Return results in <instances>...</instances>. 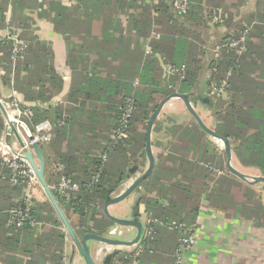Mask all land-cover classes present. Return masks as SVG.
Here are the masks:
<instances>
[{"label": "trees", "instance_id": "obj_1", "mask_svg": "<svg viewBox=\"0 0 264 264\" xmlns=\"http://www.w3.org/2000/svg\"><path fill=\"white\" fill-rule=\"evenodd\" d=\"M41 6L66 43V62L72 74L67 103L54 109L41 104L62 91L63 80L53 66L50 48L28 33L32 19L23 13ZM229 11L209 8L204 12L195 0H189L183 14L176 11L173 0H0V27L7 25L10 30L0 37L1 82L26 101L35 102L20 103L32 111L26 119L30 130L42 120L64 121L53 127L45 145L61 165L57 176L68 177L79 188L62 196L53 189L58 181L54 185L45 181L78 237L89 230L109 236L114 222L102 212L104 200L123 192L125 182L132 183L145 171L147 122L159 102L173 92L204 105L213 121L212 130L228 141L239 164L257 168L264 176V48L257 60L252 59L250 38L258 26L249 18L231 28ZM120 15L126 17L124 34ZM214 15L216 23L212 22ZM12 35L25 42L22 57L15 61ZM241 36L243 50L225 45L228 39ZM142 37L149 38L146 55L139 44ZM260 44L264 47V33ZM84 45L92 49L89 56L84 55ZM143 57L146 65L138 68ZM166 65L172 73H166ZM22 71L26 72L24 81ZM134 77L138 82L133 86ZM212 87L221 90L210 91ZM128 99L133 100V110L126 137L108 149ZM159 116L151 132L159 134L165 122L173 125L166 127L164 139L150 140V147L160 151L152 152V171L132 191L136 194L132 211L140 215L142 206L146 219L154 221L151 239L145 242L141 234L124 250H105L106 259L99 264H176L181 240L195 233L203 202L264 228L260 193L223 164L227 158L224 145L220 151L195 118L182 124L169 115ZM4 128L0 113V137ZM10 176L11 170L0 158V263L64 264L65 235L55 208L49 200L26 199V183H12ZM12 208L27 209L35 224H9ZM190 247L181 251V264Z\"/></svg>", "mask_w": 264, "mask_h": 264}, {"label": "crops", "instance_id": "obj_2", "mask_svg": "<svg viewBox=\"0 0 264 264\" xmlns=\"http://www.w3.org/2000/svg\"><path fill=\"white\" fill-rule=\"evenodd\" d=\"M195 3L200 4L204 8V12H206V10L209 8H220L224 11L226 9L230 10L229 12H231L233 18L231 28H234L236 24L245 23L247 19L252 18V24H254V26H258V28H256L255 32L253 33L254 36H251L250 38L252 43L251 57L252 59L257 60V54L263 52L262 48H264L260 44L262 34L264 33V11L260 8L263 7L261 6V4H264V0H195ZM69 4L70 2L67 1V5ZM40 8H43V6L33 9H26L23 11V13L31 17L32 19V21H28V24L30 25V27L28 28V33L36 37V39L43 42L46 46L50 48L53 66L56 72L62 77L63 80L62 91L59 94L53 95L50 98V101H48V103L41 104V107H52V109H54L59 105L62 106L67 103L65 95L67 94L72 74L66 62V43L62 39V36L53 28L52 22L48 19L49 16L43 15V12L40 10ZM39 13L41 15H39ZM5 14L7 18L11 16L9 11H7ZM120 19L121 26L124 27L121 34H124V24L126 17L124 15H120ZM16 30L17 32H20L21 29ZM9 31L10 30L7 25L0 27V37H5L9 34ZM149 34H153V32L150 31ZM148 41V37H142L141 41L139 42V44H141L142 46L141 48H143L141 50H143L144 55L149 53V48L147 45ZM129 47L132 48L133 45L131 44ZM83 48L84 55L89 56L90 54H92V49L90 47L84 45ZM144 58L146 57H143L141 63L139 64V66H137L138 68L141 66V64L146 65V59ZM88 65V70L92 72L91 63L89 62ZM1 73L2 71L0 70V76ZM25 76L26 72L22 71L21 78L23 81ZM131 82L134 86L138 82V78L134 77ZM32 89L36 90L38 89V86ZM14 93L16 92L12 89L10 85L2 84L0 77V99L2 102L10 101L11 99L16 98L19 100L20 103L23 104H35L34 101H26L21 94L16 93V95H14ZM172 99L180 100L179 102L177 101V103L175 102L174 108L176 111L172 112H182V106L185 107L184 102L178 97H173ZM36 103H39V101H37ZM4 123L5 128L0 137V158L2 142L8 144L13 151H17L22 148L18 140L12 133L6 135L5 131L7 129V124L5 120ZM15 128L19 135V138L21 139L23 144H25L26 130L23 126L19 125H16ZM151 133L153 132H150V140L152 139ZM25 146L31 152L34 161L36 163H39V156L34 150V148L31 146L29 147L27 145ZM40 146L39 151L44 159V179L52 181L51 184H53L58 181L59 176L57 175L58 172L61 170V165L57 162L58 160L55 153H53L48 146L43 145V148H40ZM151 151L155 152L154 147L151 148ZM230 153H232L231 150ZM235 160L238 163L239 168L244 172L242 174L248 176V174L246 173H250L252 174L251 177L261 176V173L257 168L242 166L241 164H239L236 158ZM147 167L148 161L145 168ZM127 182H125L124 185H126ZM248 182L250 183L251 188H253L257 192H259V190L257 189L260 188L259 193H264V185H259V183H252L250 181ZM24 195L26 199H34L39 202H44L48 200L39 181H35L27 185L24 189ZM17 198L18 196H15L14 200H16ZM262 201L264 204V197H262ZM115 204L116 203L109 204L107 207V211L110 215L119 217L123 215L122 210L119 206L116 207L117 204ZM204 205H206L205 202L201 204V206L199 207V211L196 215L195 242L192 247H190L189 251L186 253L183 264H261L264 258V228L255 227L251 221L247 220L245 217L239 214L227 215L221 210L215 209L213 207L209 208ZM111 229L114 231L115 228L112 227ZM132 238L124 240H130ZM88 245L90 247L92 256L98 259V261L96 260L97 264L101 263L103 260L106 259L105 250H107L109 245L97 241H89ZM74 248L75 245L71 238L68 237V235H65L64 264H85L80 254H76L73 251ZM118 248L121 249L125 247L116 246L114 247V249H109L108 251L115 249L117 250Z\"/></svg>", "mask_w": 264, "mask_h": 264}, {"label": "built area", "instance_id": "obj_3", "mask_svg": "<svg viewBox=\"0 0 264 264\" xmlns=\"http://www.w3.org/2000/svg\"><path fill=\"white\" fill-rule=\"evenodd\" d=\"M189 5V0H173V6L179 13L183 14L187 11ZM218 21L217 15L213 16L212 22L216 23ZM12 39V60L15 61L17 59H20L23 55V51L25 48V42L18 39L16 35L11 36ZM243 40L244 37L241 36L238 40L234 39H228V42L225 43L226 46L230 48H238V51H241L244 49L243 46ZM165 70L167 74L172 73V68L170 65L165 66ZM224 84V81H223ZM222 88V86H221ZM213 87V91L221 90ZM16 95V93H14ZM1 100V99H0ZM2 102V101H1ZM4 105L5 110L7 111L8 115L11 117L13 122L19 126L26 127V140L25 145L33 147V144H47L50 142L52 137V131L54 126H61L64 124L63 120H57L55 123L50 122L49 120H42L36 124L33 125V129L30 130L27 126L26 119H30L32 116V111L30 107L28 106H21L18 99L13 98L10 101L2 102ZM133 110V100L128 99L126 102V105L122 109L120 120H119V126L115 129L113 135L111 136V143L108 146V149L112 146V144L119 139L126 137V126L128 123V118L130 117ZM7 124V123H6ZM8 129V128H7ZM7 129L5 131L6 135H9L11 133L7 132ZM220 140V139H219ZM221 141V140H220ZM222 142V141H221ZM223 144V142H222ZM1 160L5 166H7L11 170V182L12 183H19L23 182L27 184H30V182H38L37 176L31 167L28 160L24 157L23 154V148H20V150L13 151L12 148L2 142L1 143ZM26 147V146H25ZM27 148V147H26ZM106 157V153H104L101 158L104 160ZM211 168V167H210ZM213 171V169L211 168ZM217 173L219 172V169H217ZM79 186L71 181L68 177L61 176L57 182V184L53 187L55 192L58 195H65L68 191H75L78 190ZM154 221L151 219H146V226L142 229V236L145 239V242H147L149 239H151V224ZM9 224L15 225L16 227H21L25 223L34 225L35 222L33 221L30 212L27 209H20V208H12L10 210V218L8 221ZM172 225H175L172 223ZM180 224L178 225V227ZM195 233L187 235L181 240V245L178 248L179 254L177 255L176 264H181V251L186 247L192 246L195 242ZM145 247V245H143ZM141 247V246H140ZM185 248V249H186Z\"/></svg>", "mask_w": 264, "mask_h": 264}, {"label": "water", "instance_id": "obj_4", "mask_svg": "<svg viewBox=\"0 0 264 264\" xmlns=\"http://www.w3.org/2000/svg\"><path fill=\"white\" fill-rule=\"evenodd\" d=\"M172 97L180 98L184 102V104L186 105L188 111H190L191 115L195 118V120L204 129H206V131H208L212 137L220 139L223 142V145H224L225 150L227 152V159H226L227 168L230 169L236 175L243 177V175L241 173H239L237 170H235L229 164V159L231 157V153H230L228 141L226 139L223 140L222 138H220L217 134H215V132L212 129H209L208 127H206L202 123V121L199 119V117L193 111V109L190 105L191 102L189 101L187 94H183V93H179V92L171 93L170 95H168L167 97H165L163 100H161L159 102L157 108L152 113L151 117L149 118V120L147 122L145 151H146V155L148 158V167L145 169V171L142 174H140L138 177H136L133 180V182L130 183V185L123 190V192H121L120 194H118L114 197L107 196L106 199L104 200V204H103L104 205L103 206L104 212L106 213V215L111 220H113L114 223H116L120 226L133 227L136 229L135 236L130 240H124V239L104 236V235H102V233L100 231H94V230H89V231L85 232L80 238L75 234V232L73 231V229L69 225V223H68L61 207L59 206L55 196L53 195L50 187L48 186V184L46 183V181L44 179V175H43V173H44V159H43V156L41 155V153L39 151V146L37 144H33V148L39 156V163H36L32 157L31 152L24 146L23 142L19 138V135L16 131L15 124H14L13 120L8 115L7 111L5 110L3 104L0 100V113H1L2 117L4 118L5 122L7 123V128H8L7 132L12 133L16 137V139L18 140L20 146L23 148L24 157L28 160L31 167L33 168V170L37 176V179H38L40 185L42 186V188L45 192V195L47 196V199L51 202V204L55 208V211H56L57 215L59 216V219L61 220L63 226L65 227L69 237L73 241L78 253L82 257L85 264H97L95 262V260L93 259V256L91 254V250H90V247L88 245L89 241H97V242L105 243L107 245H112V246H120V245L130 246L132 244H135L139 240L140 235L142 233V224L139 220V212L133 213L131 215L132 216L131 218H120V217L110 215L107 211V207L109 204L117 203V202L123 200L125 197H127L138 186V184L141 182V180L143 178H145L146 176H148L150 174V172L152 171L153 164H154V158H153V154H152L151 147H150L151 126H152L153 121L155 120L156 116L160 112V109L163 106V104L168 99H170ZM259 182H264V176L263 175L252 177V183H259ZM0 264H2V263H0Z\"/></svg>", "mask_w": 264, "mask_h": 264}, {"label": "rangeland", "instance_id": "obj_5", "mask_svg": "<svg viewBox=\"0 0 264 264\" xmlns=\"http://www.w3.org/2000/svg\"><path fill=\"white\" fill-rule=\"evenodd\" d=\"M210 91H213V87L211 88V90ZM173 98V97H172ZM172 98H170V99H168L164 104H163V106L161 107V109H160V112H159V114H160V118H164V116H166V115H169L171 118H174V120H176V123H184V124H189V123H192L194 120H193V116L191 115V113H190V111H188V109H187V107H186V105H185V107L184 106H182V112H180V113H174V112H172V111H176L175 110V102L177 103V101L179 102L180 100L179 99H172ZM190 105H191V107H192V109H193V111L195 112V114L199 117V119L202 121V123L206 126V127H208L209 129H212L213 128V122H212V119H211V116H210V114H209V111L204 107V105H202V104H200V103H190ZM4 106V105H3ZM6 109V108H5ZM15 124V123H14ZM16 125L17 124H15V127H16ZM173 125V124H172ZM172 125L170 124V123H163L162 124V129H161V131H160V133L159 134H155V133H151V137L152 138H161V139H164L165 138V136H167L168 134H167V132H166V127L167 128H170V127H172ZM25 129H26V127H24ZM173 129V128H172ZM173 131V130H172ZM171 131V132H172ZM169 136H171V135H169ZM211 139H212V141L214 142V144H215V146L220 150V151H222V149H223V144H222V142L219 140V139H217V138H214V137H211ZM30 147V146H29ZM154 151L157 153L158 151H160V148H158V147H154ZM233 153H231V157H230V159H229V164L231 165V167H233L234 169H236L237 171H239V173H244L240 168H239V165H238V163L236 162V160H235V156L234 155H232ZM227 159V158H226ZM226 159L224 158L223 159V164H226ZM147 165V161H145V166ZM212 169H213V171L214 172H216L217 173V168H215V167H212V166H210ZM210 168V169H211ZM144 169H146V168H144ZM222 170H219V172L217 173L218 175H220V174H222ZM139 174V173H138ZM246 174H248V176H246V175H244V174H242L243 175V177L246 179V181H250V182H252V174H250V173H246ZM32 182H30V184H31ZM130 183H131V181H128L127 183H126V185H124V189H125V187H128V185H130ZM262 183V182H261ZM261 183H259V185L261 184ZM27 185H29V184H27ZM262 185H264V183L262 184ZM257 190H259V192H260V188L259 189H257ZM260 197L262 198V197H264V193L262 192V193H260ZM135 201H136V194L134 193V192H132L131 194H129L127 197H125L123 200H121V201H119L118 203H116L115 205H116V207L117 206H119L120 208H121V210H122V214L123 215H121V216H119L120 218H131V214H132V207L134 206V203H135ZM104 204V203H103ZM104 206V205H103ZM140 215H139V220H140V222H141V224L143 225V228H144V225L146 224V216H145V213L142 211L143 210V207L142 206H140ZM102 212L104 213V215L106 216V213L104 212V209H102ZM114 212V211H113ZM114 216V215H113ZM115 228L114 229V231L112 230V229H110L109 230V237L110 236H112L113 238H123V239H129V238H132L134 235H135V233H136V230H135V228H133V227H125V226H120V225H118V224H116V223H114V224H112L111 225V228ZM115 230H116V232H115ZM63 231H64V235H68V233H67V231H66V229H65V227L63 226ZM195 235V234H194ZM68 237H69V235H68ZM80 238V237H79ZM120 246H122V245H120ZM114 247H116V246H112V245H109V247L107 248V250H109V249H114ZM117 247H119V246H117ZM118 249H120V248H118ZM121 249H123V248H121ZM124 250V249H123ZM76 254H78V251H77V249H76V247L74 248V250H73ZM128 251V250H127ZM95 258V260H97L98 261V259H96V257H94Z\"/></svg>", "mask_w": 264, "mask_h": 264}, {"label": "flooded vegetation", "instance_id": "obj_6", "mask_svg": "<svg viewBox=\"0 0 264 264\" xmlns=\"http://www.w3.org/2000/svg\"><path fill=\"white\" fill-rule=\"evenodd\" d=\"M135 213L134 211H132V214Z\"/></svg>", "mask_w": 264, "mask_h": 264}]
</instances>
